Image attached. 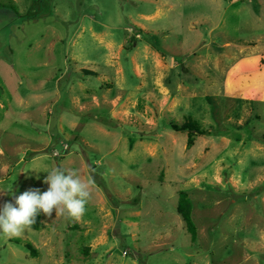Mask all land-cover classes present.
Wrapping results in <instances>:
<instances>
[{"label": "rangeland", "instance_id": "1", "mask_svg": "<svg viewBox=\"0 0 264 264\" xmlns=\"http://www.w3.org/2000/svg\"><path fill=\"white\" fill-rule=\"evenodd\" d=\"M57 166L86 212L0 264H264V0H0V206Z\"/></svg>", "mask_w": 264, "mask_h": 264}, {"label": "clouds", "instance_id": "2", "mask_svg": "<svg viewBox=\"0 0 264 264\" xmlns=\"http://www.w3.org/2000/svg\"><path fill=\"white\" fill-rule=\"evenodd\" d=\"M94 169L89 166V173ZM44 183L48 189L41 192L31 188L19 196H14V203L6 201L0 206V236L5 239L21 236L36 223L40 212L51 217L53 210L57 216L79 219L86 212V205L91 197L92 178L84 180L76 170L54 167L47 171ZM12 190H0L11 194Z\"/></svg>", "mask_w": 264, "mask_h": 264}, {"label": "trees", "instance_id": "3", "mask_svg": "<svg viewBox=\"0 0 264 264\" xmlns=\"http://www.w3.org/2000/svg\"><path fill=\"white\" fill-rule=\"evenodd\" d=\"M132 44L129 46L131 48ZM88 72V71H86ZM168 126L171 130L176 132H185L187 134V143L188 145L192 143V139L195 135H211V131L203 129L198 121L193 118H186V120L182 124L177 123H168ZM215 133H218L217 130ZM176 212L180 216L181 220L185 224L187 231H189L192 235L195 234V226L192 221L191 212L192 205L191 201L187 197L185 192H180L178 195V203L176 206ZM39 216L36 217V223L33 224V228L39 227ZM16 241V239H13ZM26 248H31L30 245H24Z\"/></svg>", "mask_w": 264, "mask_h": 264}]
</instances>
